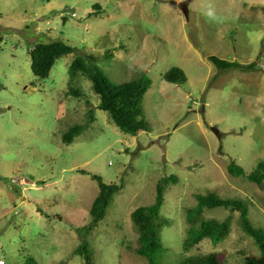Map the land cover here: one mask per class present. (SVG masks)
Listing matches in <instances>:
<instances>
[{"label":"rangeland","instance_id":"374dc122","mask_svg":"<svg viewBox=\"0 0 264 264\" xmlns=\"http://www.w3.org/2000/svg\"><path fill=\"white\" fill-rule=\"evenodd\" d=\"M0 39V264H84L75 252L82 241L93 264H147L134 254L129 216L151 205L158 180L171 175L177 183L164 192L160 215L169 225L158 264L210 253L221 264L259 259L237 213L223 208L203 211L204 219L230 218L223 242L205 239L188 253L182 242L186 210L208 192L245 201L250 223L264 230V182L245 177L264 160V0H0ZM54 41L76 51L38 79L29 51ZM78 56L92 57L112 84L150 81L147 131L123 133L96 108L90 81L69 76ZM209 56L254 68L218 70ZM172 67L184 72V84L163 80ZM230 163L244 176H230ZM91 175L123 186L96 222L88 215L98 193Z\"/></svg>","mask_w":264,"mask_h":264},{"label":"trees","instance_id":"16d2710c","mask_svg":"<svg viewBox=\"0 0 264 264\" xmlns=\"http://www.w3.org/2000/svg\"><path fill=\"white\" fill-rule=\"evenodd\" d=\"M1 40V39H0ZM75 48L61 41L51 43H38L29 51L30 69L34 77L46 79L54 62L63 56L72 55ZM209 61L218 70H242L252 71L254 66L240 65L236 62L221 60L215 56H209ZM87 60V61H86ZM93 62L92 57H75L69 67V76L74 78L77 74L82 75L91 83L92 91L99 97L97 109L106 112L114 125L123 133L136 135L148 130V123L142 110V100L150 87V81L141 75L137 79L120 85L112 84L103 71ZM163 80L170 84L182 85L187 78L184 72L177 67H172L163 74ZM68 95L79 97V92L69 89ZM87 122H93V112L88 110ZM86 124L71 126L61 137L63 144H71L74 138L80 135ZM230 176H244L242 169L230 163L227 167ZM85 174L84 171H81ZM98 186V193L93 199L88 211L92 221H101L106 215V209L113 196L122 189L121 184H105L97 175H91ZM246 179L256 186L264 182V160L258 163L256 169L245 176ZM177 178L174 175L158 180L155 186V198L151 205L140 206L130 213V221L136 233V248L134 254L146 260L147 264H158L157 255L164 251L161 241L163 229L169 225V221L160 215L164 202V192L167 186L175 185ZM196 204L186 210L185 221L187 229L182 242L184 253H188L207 239L213 246L223 242L230 234V218L216 220L204 219L205 209L223 208L231 213H237L236 225L241 232L251 238L257 246L259 259L246 258L243 264H264V230L255 228L248 218V206L241 199L221 198L215 193L198 194L195 196ZM75 252L82 256L84 264H93L91 250L86 241ZM179 264H221L217 254L210 253L202 257H185Z\"/></svg>","mask_w":264,"mask_h":264},{"label":"water","instance_id":"95a60500","mask_svg":"<svg viewBox=\"0 0 264 264\" xmlns=\"http://www.w3.org/2000/svg\"><path fill=\"white\" fill-rule=\"evenodd\" d=\"M181 12L183 13L184 17L187 19L188 18V9H187V4L183 3L181 7Z\"/></svg>","mask_w":264,"mask_h":264},{"label":"clouds","instance_id":"9594fccd","mask_svg":"<svg viewBox=\"0 0 264 264\" xmlns=\"http://www.w3.org/2000/svg\"><path fill=\"white\" fill-rule=\"evenodd\" d=\"M207 15H208L209 17H212V16H213V13H212L211 11H209V12L207 13Z\"/></svg>","mask_w":264,"mask_h":264},{"label":"built area","instance_id":"2783aa9c","mask_svg":"<svg viewBox=\"0 0 264 264\" xmlns=\"http://www.w3.org/2000/svg\"><path fill=\"white\" fill-rule=\"evenodd\" d=\"M1 263V262H0Z\"/></svg>","mask_w":264,"mask_h":264}]
</instances>
